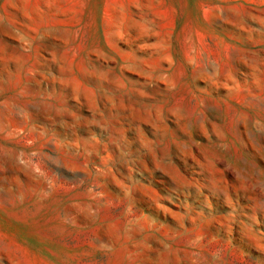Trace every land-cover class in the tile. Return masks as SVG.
I'll use <instances>...</instances> for the list:
<instances>
[{
	"label": "rangeland",
	"instance_id": "obj_1",
	"mask_svg": "<svg viewBox=\"0 0 264 264\" xmlns=\"http://www.w3.org/2000/svg\"><path fill=\"white\" fill-rule=\"evenodd\" d=\"M0 264H264V0H0Z\"/></svg>",
	"mask_w": 264,
	"mask_h": 264
}]
</instances>
